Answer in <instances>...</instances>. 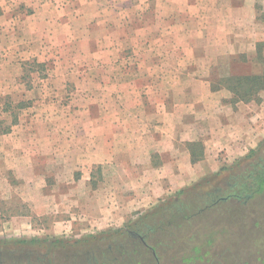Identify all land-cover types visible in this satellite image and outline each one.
<instances>
[{"label": "rangeland", "instance_id": "obj_1", "mask_svg": "<svg viewBox=\"0 0 264 264\" xmlns=\"http://www.w3.org/2000/svg\"><path fill=\"white\" fill-rule=\"evenodd\" d=\"M185 2L95 0L94 31L79 42L67 41L64 47L56 48L58 52L47 63L30 62L29 67L23 66L19 80L12 82L13 87L19 86V93L0 94V131L17 125L27 135L59 138L67 134L74 147L83 143L87 149H95V135L107 129V120L123 118L114 114L113 108L121 107L119 102L124 103L125 99L121 94H109L110 87L140 91L148 86L155 92V74L159 68L172 70L173 56L195 52L215 55L213 46H199L205 38L203 29L191 26L195 34L187 37L190 31L184 27H159L158 22L167 11L172 12L174 5L183 8ZM261 2L254 0L256 21L264 24ZM230 3L231 0L221 2L229 7ZM233 13V8L227 13L229 28L215 31L213 24L207 34L214 37L222 33L221 40L227 35L229 43L235 34L249 37L250 43L255 37H264V30L257 36L250 29L237 31L236 28L252 25L247 14ZM186 18L185 14L181 16ZM163 40L167 45H161ZM192 42L196 47L191 46ZM260 47L264 53V44ZM238 54L219 55L209 68L197 61V70L216 86L228 76L232 61L250 62L248 55ZM177 66L179 78L165 77V90L173 84L187 86L183 77L192 64L183 59ZM112 72H116V78ZM160 81L158 78V87ZM165 99L171 102L169 94ZM261 106L264 112V104ZM169 117L165 116V120ZM120 129H116V134L124 136ZM132 129L133 126L128 128L129 134ZM167 141L163 149L167 148ZM85 157L68 160L73 163L68 169L55 165L60 162L58 159L49 158L47 163L55 167L48 165L35 174L18 175L0 167V264H154V256L158 264H264V188L258 192L241 190L243 180L252 172H259L264 138L243 157L227 159L218 155L217 169L205 175L192 172L195 164L183 152L173 160L178 163V173L173 176L171 159H156L163 167L164 179L158 183L165 189L162 197L150 206L130 209L125 208L123 201L134 195L129 186L140 181L139 176H118L107 173L106 167L101 175L102 170ZM184 174H190L189 182L180 180L179 187L172 185L174 188L167 190V177ZM110 204L118 208L111 210ZM143 228L148 230L146 242L130 239L129 230Z\"/></svg>", "mask_w": 264, "mask_h": 264}, {"label": "crops", "instance_id": "obj_2", "mask_svg": "<svg viewBox=\"0 0 264 264\" xmlns=\"http://www.w3.org/2000/svg\"><path fill=\"white\" fill-rule=\"evenodd\" d=\"M58 1L65 4L59 6L56 3ZM222 1L212 5L211 0H187L183 8L174 5L172 12L167 11L164 19L155 21L165 30L169 26L179 30L184 27L190 31L187 37L195 34L191 26L203 29L205 38L199 46H213L215 55L208 57L206 54L195 52L187 56H173L172 70L159 68V72H156V79L161 81L159 87L157 80L155 81V92L147 85V89L141 88L140 91L135 88L123 91L114 88L115 86L110 87L109 94H121L125 99L124 103L119 102L121 107L115 105L113 108V113L121 114L123 118L113 117L111 121L107 120V129H102L100 134L95 135V149H87L83 143L75 148L73 140L67 134H61L59 138L44 134L27 135L17 125H12L7 130L0 131V167L12 169V172L18 175L26 172L35 174L48 168V165L55 167L49 164L51 162L47 163L49 158L58 159L60 162H55V165L59 164L63 169H68L73 165L67 162L68 160H83L81 157L87 155L85 158L91 159L98 169L102 170L101 175H104L106 167L107 173H115L118 176L132 173L139 176L140 181L129 186L134 195H129L123 201V204L126 203L125 208L130 209L150 206L162 197L165 189L162 184L158 186V183L163 182L164 176L158 159H171L170 175L174 172L177 174L178 163L175 164L173 160H177L179 153L183 152L189 162L195 164L192 172L205 175L217 169L218 155L234 159L254 150L264 138V112L261 108L264 104V92L258 93L260 101L232 102L233 94L229 89H212L210 80L200 75L196 67L197 61H202L203 66L209 68L219 55L245 53L250 57V62L248 59L232 61L227 74L247 75L260 71L257 49L258 44H264V37H255L250 43L249 37L235 34L229 43L227 35L221 40L219 36L222 33L214 37L207 34L208 30L212 31L213 24L216 25L215 31L221 32L229 28L227 13L231 12V8L233 14H247L248 23L252 25L236 28L237 31L250 29L253 36H257L260 30H264V24L256 21L258 12L254 0H231L230 7L221 4ZM261 4V13H264V0ZM158 11L157 9L156 14ZM183 14L187 16L186 19H181ZM221 24L223 27H220ZM91 30H95V0H0V94L19 93V86L13 87L12 82L19 80L23 66L29 67L30 62H49L53 54L58 52L56 48L64 47L67 41H81ZM85 31L88 33L84 36ZM164 44L166 40L161 41V45ZM191 46L196 47L195 42H192ZM183 59L192 64V68H188L183 77L187 79V86L173 84L165 90L163 79L179 78L177 65ZM111 76L116 78V72H112ZM167 94L170 95L171 102L165 99ZM180 96L185 99H180ZM133 100L138 101L132 102ZM165 116L170 117L165 120ZM131 126L134 129L129 134L128 128ZM137 127H143L145 130L141 131ZM170 127L171 130H168ZM118 128H122L120 130L125 139L124 136L116 134ZM164 141L171 144L166 153L164 152L168 150V143L167 148L163 149ZM78 152L82 154L78 155ZM81 168L90 169L89 166ZM149 174L150 177L147 176ZM189 175L167 177V190L173 189L172 185L179 187L180 180L189 182ZM149 183L152 185L148 186ZM115 184V187L118 186ZM108 207L111 210L118 208L112 204Z\"/></svg>", "mask_w": 264, "mask_h": 264}, {"label": "trees", "instance_id": "obj_3", "mask_svg": "<svg viewBox=\"0 0 264 264\" xmlns=\"http://www.w3.org/2000/svg\"><path fill=\"white\" fill-rule=\"evenodd\" d=\"M260 45L261 43L258 44V49H257V57H258L259 63L261 64L260 71H258L257 73H252V74H247V75L225 76L224 78H222L221 82L218 85L216 86L211 85V88L217 89L219 87H225L229 89L230 92L233 94L232 102H236L239 100L244 101V102H248L251 100L260 101L261 99L259 98L258 93L264 92V53H262ZM259 165L260 167H259L258 174L254 175V173L252 172L248 178H245L243 180L241 184L242 192L244 191H252V192L257 191L258 192L264 188V158ZM259 185L261 187H259ZM254 186H256L257 188L253 189ZM222 198H225V196ZM151 227L153 228L155 226H151ZM134 231L137 234L129 233L131 240L132 239L137 240V242L141 244L143 242H146L145 234L148 231L147 229L143 228L141 231L139 230H134ZM139 236H141V238ZM154 258L152 257L154 264H158V261L155 260L156 258L155 259Z\"/></svg>", "mask_w": 264, "mask_h": 264}, {"label": "flooded vegetation", "instance_id": "obj_4", "mask_svg": "<svg viewBox=\"0 0 264 264\" xmlns=\"http://www.w3.org/2000/svg\"><path fill=\"white\" fill-rule=\"evenodd\" d=\"M128 233H130V234H137L135 231H128ZM140 238H141V236H139Z\"/></svg>", "mask_w": 264, "mask_h": 264}]
</instances>
